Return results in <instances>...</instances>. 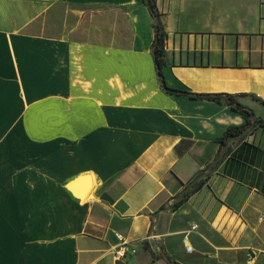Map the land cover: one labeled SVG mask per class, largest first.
Instances as JSON below:
<instances>
[{
  "label": "crops",
  "instance_id": "obj_1",
  "mask_svg": "<svg viewBox=\"0 0 264 264\" xmlns=\"http://www.w3.org/2000/svg\"><path fill=\"white\" fill-rule=\"evenodd\" d=\"M152 1L165 86L264 121V0ZM153 25L143 0H0V264H264L263 127L173 208L245 119L163 89Z\"/></svg>",
  "mask_w": 264,
  "mask_h": 264
},
{
  "label": "trees",
  "instance_id": "obj_2",
  "mask_svg": "<svg viewBox=\"0 0 264 264\" xmlns=\"http://www.w3.org/2000/svg\"><path fill=\"white\" fill-rule=\"evenodd\" d=\"M147 1H148L149 13L151 15V18L154 21V18L158 17V15L155 12L153 1L152 0H147ZM153 27H154V34L155 35H154V39L151 43V52L153 55L157 75L160 79L161 86L163 87V89H165L166 92L169 94H175L176 93L177 95H186V96H189L190 98L211 100V101H215L217 103H220V101L222 99H224L225 103L227 105H229L231 110L239 113L245 119L244 125L228 128L223 133V135L217 140V142L219 144V150H218L217 156L215 157V159L210 164H208L203 170H201L199 172V174L190 182V183H192L199 176H201V175L207 176L208 175V172H209L208 167L218 158V156L220 155V153L224 147H226V148H225V153H224L223 157L212 166V169L216 168L217 165L220 163V161H222L223 159H225L228 156V154L230 153V146L228 145L230 140H232V139H235L237 141L241 140L243 138L242 133H244L252 123H254V125L251 129H253L256 124H258L260 127L264 128V121L260 118L255 117L252 110H250L249 108L240 104L237 100V97H238L237 95H231V94H225V93L190 95V93H187V92H181V91L173 92V90L168 89L165 86V83L163 80V75L161 72V69L164 66V60H163L164 52L162 50V45L164 42L165 35L163 34L160 21H158L157 25L154 24ZM247 131H250V129H248ZM200 180L196 181V183L188 191H184L183 196L179 200H176L174 202L173 208L179 207L189 194L194 193L196 190L199 189L200 185L202 184V182ZM189 184H187L185 186V188Z\"/></svg>",
  "mask_w": 264,
  "mask_h": 264
},
{
  "label": "water",
  "instance_id": "obj_3",
  "mask_svg": "<svg viewBox=\"0 0 264 264\" xmlns=\"http://www.w3.org/2000/svg\"><path fill=\"white\" fill-rule=\"evenodd\" d=\"M143 2H144V4L146 5V7H147V9L149 10V7H148V1L147 0H143ZM157 23H158V18L157 17H155L154 18V24L155 25H157ZM173 92H176V91H173ZM190 95H194V94H190ZM253 125H254V123H252L249 127H248V129H251L252 127H253ZM247 129V130H248ZM247 130L244 132V133H242V136L247 132ZM225 148L226 147H224L223 148V150L221 151V153H220V155L218 156V158L208 167V171H210L211 169H212V166L217 162V161H219L222 157H223V155H224V153H225ZM203 178V175H201V176H199L194 182H192V183H190L184 190H183V192H181L177 197H176V200H179L182 196H183V193H184V191H188L195 183H196V181H199L200 179H202ZM81 179H84V180H86L87 181V184H86V187H85V190H87L89 187H90V176L89 175H84V176H80V177H77V178H75L74 180H72L70 183H68L67 185H66V187L69 189V190H73V188H74V185L79 181V180H81ZM84 190V191H85ZM79 198H81V197H79Z\"/></svg>",
  "mask_w": 264,
  "mask_h": 264
},
{
  "label": "built area",
  "instance_id": "obj_4",
  "mask_svg": "<svg viewBox=\"0 0 264 264\" xmlns=\"http://www.w3.org/2000/svg\"><path fill=\"white\" fill-rule=\"evenodd\" d=\"M162 50H163V52L167 51V46L165 45L164 42L162 45ZM255 98L260 100L262 103H264V92H263V95L255 94ZM196 227H197L196 225H193L191 228L195 229ZM116 238L118 240V246H117L116 250L114 251V257H115V259H121V258L125 257L126 253L132 252V251L129 248L127 242L123 239V237L121 235L117 234ZM183 246H184V249L186 252L192 251V247L186 242V240H183Z\"/></svg>",
  "mask_w": 264,
  "mask_h": 264
}]
</instances>
